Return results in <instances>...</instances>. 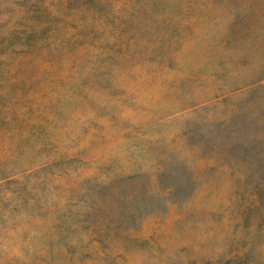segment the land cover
Here are the masks:
<instances>
[{
    "label": "rangeland",
    "instance_id": "1",
    "mask_svg": "<svg viewBox=\"0 0 264 264\" xmlns=\"http://www.w3.org/2000/svg\"><path fill=\"white\" fill-rule=\"evenodd\" d=\"M0 264H264V0H0Z\"/></svg>",
    "mask_w": 264,
    "mask_h": 264
}]
</instances>
